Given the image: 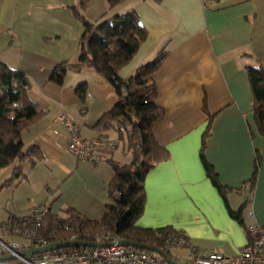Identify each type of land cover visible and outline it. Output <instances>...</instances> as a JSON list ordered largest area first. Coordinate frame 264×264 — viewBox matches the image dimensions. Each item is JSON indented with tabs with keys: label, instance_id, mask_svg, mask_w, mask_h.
<instances>
[{
	"label": "crops",
	"instance_id": "0c3cea01",
	"mask_svg": "<svg viewBox=\"0 0 264 264\" xmlns=\"http://www.w3.org/2000/svg\"><path fill=\"white\" fill-rule=\"evenodd\" d=\"M132 11L147 38L119 76L127 80L161 51L168 52L155 76L157 104L165 117L153 125L168 157L145 178L147 199L136 227H172L200 250L236 256L247 245L246 226L264 225V137L255 123L247 72L264 65V0H125L101 18ZM81 33L83 27L79 30L63 4L0 0V61L28 76V97L45 113L22 133L25 148H37L42 159L34 166L25 160V179L10 185L19 163L0 169V225L36 207H49L59 219H67L66 211L73 209L85 220L99 221L111 203L115 173L108 161L129 164L133 159L116 128L97 127L118 103L109 81L89 68H68L60 85L51 80L59 64L78 63ZM80 86H86L84 102ZM61 114L79 128L82 139L109 137L118 148L98 155L97 162L79 161L68 149L71 133L58 121ZM204 144L224 196L205 171ZM240 208L244 224L230 216L229 209ZM7 239L30 247L24 238ZM188 253L174 249L170 255L182 263Z\"/></svg>",
	"mask_w": 264,
	"mask_h": 264
},
{
	"label": "trees",
	"instance_id": "16d2710c",
	"mask_svg": "<svg viewBox=\"0 0 264 264\" xmlns=\"http://www.w3.org/2000/svg\"><path fill=\"white\" fill-rule=\"evenodd\" d=\"M124 1L108 0L109 11L116 9ZM79 6L81 11H86L89 1L79 0ZM73 12L83 27L78 63L59 64L51 80L60 85L68 68H89L109 81L116 89L118 103L113 110L101 117L97 127L101 130L116 128L119 137L127 140L133 159L129 164L108 161L115 173L109 184L111 203L106 206L99 221L85 220L73 209L66 211L67 219H59L52 216L50 208L46 207L43 208L45 226L39 235L58 243L67 241L72 235L82 240L88 234L104 231L116 234L121 240L163 250L169 237L184 234L172 227L140 229L136 227V223L145 209V178L159 162L168 157V151L157 143L153 135V125L165 117V111L157 104L155 76L168 52L161 51L155 60L140 67L131 78L123 80L119 76V69L131 60L147 38V31L140 25L138 15L132 11L95 25L86 20L76 8ZM247 72L254 98L255 123L258 132L264 137V65L247 67ZM30 86V79L23 71L11 69L0 61V169L19 163L7 182L9 185L25 179L22 165L25 160H30L31 166H34L42 159L37 148H25L22 140V133L45 114L29 99ZM77 93L80 101L84 102L86 86L78 87ZM208 133L209 131L207 136ZM204 148L205 144L201 157L207 176L224 196L226 189L219 183L218 175L206 159ZM257 173L256 168L255 176ZM229 212L233 219L244 224L242 208L237 211L229 209ZM24 217H11L9 220ZM66 227L69 228L68 231ZM65 234L70 236L62 237ZM167 253L170 255V252Z\"/></svg>",
	"mask_w": 264,
	"mask_h": 264
},
{
	"label": "built area",
	"instance_id": "2783aa9c",
	"mask_svg": "<svg viewBox=\"0 0 264 264\" xmlns=\"http://www.w3.org/2000/svg\"><path fill=\"white\" fill-rule=\"evenodd\" d=\"M58 121L70 131L71 142L68 149L79 161L97 162L98 155L114 152L118 148V142L109 137L82 139L79 136V128L64 114L59 116ZM249 216L254 218L253 213ZM44 226V211L37 207L24 218L2 223L0 257L15 256L16 259L10 264H167L158 254L117 245L121 239L112 232L88 234L86 239L82 240L72 235L67 240L110 244L107 247L60 249L29 257L19 256L18 253L25 249L18 242L7 239L9 236L24 238L30 243L28 249L47 247L55 242L39 235ZM66 229L69 230L68 227ZM246 233L247 245L233 257L215 251L200 250L185 235L169 237L163 245V250L167 253L174 249H187L189 264H264V225L249 224L246 226Z\"/></svg>",
	"mask_w": 264,
	"mask_h": 264
},
{
	"label": "water",
	"instance_id": "95a60500",
	"mask_svg": "<svg viewBox=\"0 0 264 264\" xmlns=\"http://www.w3.org/2000/svg\"><path fill=\"white\" fill-rule=\"evenodd\" d=\"M109 245L110 244H103V243H97V242H91V241H65V242L53 243L44 248L25 249V250L20 251L18 254L19 256H22V257H29V256H35V255H39V254H43V253L51 252V251H56L60 249L78 248V247H102V246L107 247ZM117 245L132 247V248L158 254L166 261L167 264H182L176 261L175 259H173L171 255L166 253L164 250L157 248V247L147 245V244L121 240L117 243ZM15 259H16L15 256H12V255L0 257V264L10 263L14 261Z\"/></svg>",
	"mask_w": 264,
	"mask_h": 264
},
{
	"label": "rangeland",
	"instance_id": "374dc122",
	"mask_svg": "<svg viewBox=\"0 0 264 264\" xmlns=\"http://www.w3.org/2000/svg\"><path fill=\"white\" fill-rule=\"evenodd\" d=\"M89 1V6L88 9L86 11H81L80 10V6H79V0H48V3L50 4H63V6L66 9H70L72 14L74 15L73 9L76 8L77 11L80 12V14L89 22L97 25L99 24L103 19L101 18V15L104 13L109 12V4H108V0H88ZM106 14V17L109 15ZM75 19H77L78 25H79V30L82 31V23L80 21V19H78L75 15H74ZM104 17V16H103ZM105 18V17H104ZM59 25V23H58ZM82 34V33H81ZM81 36V35H80ZM67 37H70L69 33L67 34ZM113 139V138H111ZM114 140V139H113ZM108 153V152H106ZM12 175V174H11ZM20 198L26 199V196H23L22 194L20 195ZM38 198V197H37ZM40 199V198H39ZM38 199V200H39ZM98 233V232H97ZM96 234V233H95ZM67 238L70 236L69 234H65L62 237H66ZM183 264H189L188 260H182Z\"/></svg>",
	"mask_w": 264,
	"mask_h": 264
}]
</instances>
